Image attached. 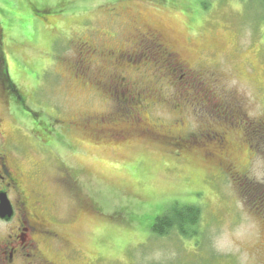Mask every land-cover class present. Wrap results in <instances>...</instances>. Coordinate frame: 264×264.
I'll return each mask as SVG.
<instances>
[{"label":"rangeland","instance_id":"374dc122","mask_svg":"<svg viewBox=\"0 0 264 264\" xmlns=\"http://www.w3.org/2000/svg\"><path fill=\"white\" fill-rule=\"evenodd\" d=\"M0 24L11 78L28 107L5 105L1 95L0 147L4 137L3 147L19 162L26 185L48 198L46 220L60 237L44 244L48 259L56 264H264V199L247 189L254 182L264 191V131L255 145L242 133V124L264 118L261 6L241 0H211L207 9L202 0H0ZM142 25L163 27L195 69L204 67L221 79L243 107L241 129L210 125L216 114L208 107H177L178 91L158 79L156 59L131 56L120 68L141 84L158 81L163 98L142 96L137 103L121 92L113 100L74 81V38L91 36L98 45L119 46ZM55 29L65 40L53 34ZM29 110L40 120L41 138L55 142L53 150L34 135ZM135 113L166 131L148 133L142 123L124 122L134 118L135 123ZM91 115L120 119L125 133L115 140L125 138L124 143L94 135V124L88 130L71 125ZM169 131L181 139L165 137ZM61 166L78 183L65 182ZM192 204L202 210L198 235L152 232L157 216ZM12 224L0 219V234ZM7 251L0 248V258Z\"/></svg>","mask_w":264,"mask_h":264},{"label":"flooded vegetation","instance_id":"af4514ba","mask_svg":"<svg viewBox=\"0 0 264 264\" xmlns=\"http://www.w3.org/2000/svg\"><path fill=\"white\" fill-rule=\"evenodd\" d=\"M52 27H55L54 24ZM53 34L60 37L62 41L65 40L63 32L55 29ZM107 34L111 33L108 32ZM3 37L4 30L0 24V98L2 95L8 100V102H4L5 105L8 104V106L14 108L21 106L27 109L25 94L15 86L11 78L3 49ZM73 42L76 46L74 53L76 58L72 69L74 81L83 85L89 84L91 88L95 87L97 92H102L104 95L108 93L113 100H118L121 92L125 99L134 100L137 103H140L142 96L163 98L161 93L163 90L157 86L158 81L141 84L137 79L126 75V70L120 68L121 61L128 60L131 56L145 61L156 59L157 64L155 66L157 65L156 67L160 69V73L157 75L158 79H164L171 85L178 84L179 90L183 87L182 96L178 97V100L176 99L177 103L175 105L177 107L186 103H195V105H201V108L208 107V110L212 112L210 115L216 114V119L209 121L210 125L212 122L220 123L226 131L229 128L241 129V124L245 122L243 107H239L238 100L231 91H228L226 85L219 84L221 79L216 77L215 74H209L204 67L198 66L195 69L194 63L182 53L176 42L167 37L164 28L159 25L136 27L135 33L126 40V43L119 46L105 47L98 45L93 42L91 36L74 38ZM2 65L6 66L5 71L1 69ZM135 70L141 71L142 69L136 68ZM175 77H178L179 81L174 79ZM4 94H6V97ZM216 94H219V97ZM181 100L185 102L181 103ZM28 112L36 128L34 135L43 147L53 150L52 145L55 142L49 141L46 137L41 138L40 131L37 130L41 124L40 120L35 117L34 112L30 110ZM134 117H138L135 119V123L133 122L134 118L124 122L131 123L133 126L142 123L145 132L148 133L162 135L161 133L166 131L158 125L144 121L139 113H135ZM84 120L86 122H72L71 125L88 130L90 125L94 124L96 127V129L92 128L94 135H99L101 138L111 137V140L117 142V144L124 143L125 138L115 140V138L122 137V134L125 133L120 125V122H122L120 119L109 115H91ZM113 120L117 122H113ZM248 124L253 125L252 122L242 125L245 127ZM262 124H264V118L254 122L257 128L255 132L259 129L262 130ZM244 127L242 133L246 136ZM214 134L221 145L222 142H225L226 145L227 141L220 131L214 130ZM165 137L181 139L180 136H173L170 131ZM111 140H107V142L112 144ZM181 142L184 143L185 140H181ZM4 145L5 139L3 137V143L0 147V193L5 192L7 194L14 212L10 219L0 218L5 222H13L7 233L0 234V248L9 249L8 254L0 258V264H56L44 254V244L60 238L46 220L45 209L49 207L48 198L26 185L28 180L26 174L17 159H14L6 151ZM219 149L222 150V147H219ZM59 169L65 182L78 183L73 173L66 167L61 166Z\"/></svg>","mask_w":264,"mask_h":264},{"label":"trees","instance_id":"16d2710c","mask_svg":"<svg viewBox=\"0 0 264 264\" xmlns=\"http://www.w3.org/2000/svg\"><path fill=\"white\" fill-rule=\"evenodd\" d=\"M241 1H247V2L249 1L250 3H255L264 9V0H241ZM210 2L211 0H202V6L207 9L210 6ZM37 12L46 14L48 13V10H43V11L37 10ZM5 67H6L5 65H2L1 68H3L5 71L6 69ZM174 79L179 81L178 77H175ZM177 86L178 84H175V85L170 84L168 86L178 91V93L176 94V98L181 97L183 93V87L181 90H179V87ZM252 124L253 125L248 124V126L246 125L244 127L245 129L244 134L247 136L246 139L248 138L249 141H251L255 145V142L258 141L259 139L258 132L264 131V124H262V130L259 129L257 132H255L257 128L254 125V122H252ZM259 142L260 140L258 141V143ZM222 143L224 144V142ZM262 188H263L262 184L254 183V182L250 183L247 186V189L249 190V194L253 195L254 197L259 196V198L264 199V195L262 196L260 195V192H264ZM201 217H202V210H201V207L198 205H194V204L186 205V206L175 205L172 208H170V210H168L161 216H157L154 219V222L151 226V230L154 234L158 236H167L172 231L175 230L183 237L192 238L193 236L198 235L200 233L198 226L200 224Z\"/></svg>","mask_w":264,"mask_h":264},{"label":"water","instance_id":"95a60500","mask_svg":"<svg viewBox=\"0 0 264 264\" xmlns=\"http://www.w3.org/2000/svg\"><path fill=\"white\" fill-rule=\"evenodd\" d=\"M12 204L5 192L0 193V218L10 219L13 215Z\"/></svg>","mask_w":264,"mask_h":264}]
</instances>
